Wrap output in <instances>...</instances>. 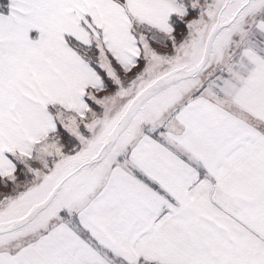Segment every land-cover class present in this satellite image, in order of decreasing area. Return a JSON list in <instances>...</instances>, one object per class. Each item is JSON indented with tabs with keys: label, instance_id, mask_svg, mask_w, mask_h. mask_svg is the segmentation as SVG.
<instances>
[{
	"label": "snow or ice",
	"instance_id": "6c2138e0",
	"mask_svg": "<svg viewBox=\"0 0 264 264\" xmlns=\"http://www.w3.org/2000/svg\"><path fill=\"white\" fill-rule=\"evenodd\" d=\"M0 264H264V0H0Z\"/></svg>",
	"mask_w": 264,
	"mask_h": 264
}]
</instances>
